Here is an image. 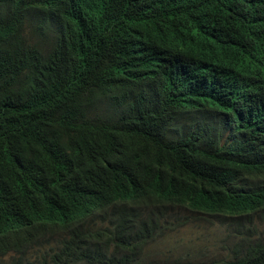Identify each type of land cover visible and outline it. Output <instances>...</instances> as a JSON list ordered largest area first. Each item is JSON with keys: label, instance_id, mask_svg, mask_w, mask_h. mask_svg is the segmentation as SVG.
Wrapping results in <instances>:
<instances>
[{"label": "clouds", "instance_id": "1", "mask_svg": "<svg viewBox=\"0 0 264 264\" xmlns=\"http://www.w3.org/2000/svg\"><path fill=\"white\" fill-rule=\"evenodd\" d=\"M90 2L8 0L11 10L6 14L0 9V59L24 64L43 61L53 54L79 59L86 47L77 45L74 36L61 29L62 7L68 6L76 13ZM34 3H38L37 11ZM117 21L115 13L110 24L99 28L103 37L110 34ZM230 32L219 21L205 18L198 21L196 32L180 23L157 22L148 41L152 49H142L140 54L148 60V77L163 83L135 92L149 101L160 102L167 97L161 114L168 111L169 125L183 118L195 132L204 125L208 130V122L212 129L221 123L224 138L218 147L223 154L235 156L233 172L222 179L214 164L199 165L198 158L206 155H198L188 147L182 127L169 131L167 144L163 141L173 159L164 167L177 173L172 177L166 174L171 189L140 184L133 174L113 182L104 180L101 168L123 162L108 133L119 140L127 130L124 122L118 123L115 115L87 118L80 123L91 133L81 137L75 132L87 142L85 148L74 145L72 133L68 135L73 143L70 149L60 144V137L52 133L49 123H38L56 120L37 112V119L24 135L13 133L9 143L3 138L10 128H0V182L16 174L24 176L28 188H43L49 198L54 190L64 188L66 172L56 173L55 168L69 155L70 162L84 163L85 171H72L73 178L79 177L81 193L94 202L80 212L65 209L55 213L38 201L14 209L0 198V264H41L45 252L67 264H89L79 256L87 254L89 247L98 256L99 245H106V235L124 233V213L134 209L148 230H162V238L167 242L171 239L165 243L171 246L168 257L178 255L185 264H195L210 255L221 263H233L242 257L238 246L255 239L251 235L254 231L257 237L264 231V164L256 163L257 158H264V94L260 79L228 64L246 49L256 51L251 39L241 43L239 36L233 39ZM261 47L264 51V43ZM23 54L25 59H17ZM170 91L176 101L168 96ZM137 143L134 139L130 146L135 148ZM233 145L239 149L231 150ZM207 165L218 171V179L202 177ZM8 168L16 171L7 174L4 170ZM229 191L232 196L224 202L223 196ZM179 241L194 245L193 250L175 251ZM106 252L109 254L111 248Z\"/></svg>", "mask_w": 264, "mask_h": 264}, {"label": "trees", "instance_id": "2", "mask_svg": "<svg viewBox=\"0 0 264 264\" xmlns=\"http://www.w3.org/2000/svg\"><path fill=\"white\" fill-rule=\"evenodd\" d=\"M38 10V3H34ZM0 9L6 14L11 10L8 0H0ZM117 15L118 21L108 36L103 37L100 29L110 24ZM63 21L61 29L70 32L77 45L86 47L79 59H70L53 54L36 63H18L15 59H0V128L10 131L3 140L9 143L13 133L24 135L27 127L37 119L38 113H44L51 131L60 137V144L73 149V143L84 149L86 141L79 139L75 132L87 136L91 129L81 121L90 117L96 120L107 115H115L117 122H124L126 133L119 140L108 133L111 144L123 161L101 168L104 180H114L133 174L140 184L158 187L160 190L172 188L168 176H176L169 167L173 159L168 155L165 144L171 130L184 127L186 141L198 155L199 165L211 163L218 167L222 179L232 171V154H223L218 142L224 138L221 123H207L195 132L194 127L183 118L172 125L170 114L161 107L167 102L164 97L160 102L144 100L135 91L148 86L163 83L161 79H150L149 64L140 51L150 50L148 43L154 25L158 23H180L186 28L198 31V21L203 18L219 21L231 31L233 39L239 36L241 43L251 39L256 51L246 49L229 65L249 72L262 82L264 94V0H91L83 11L74 13L68 6L62 7ZM194 25V28L192 27ZM93 34V36H92ZM139 38V39H138ZM138 39V41H137ZM20 55L17 59H25ZM176 101L173 91L168 93ZM105 126L114 129L106 123ZM205 131V132H204ZM74 133L73 143L68 136ZM138 141L135 148L130 145ZM164 141V143H163ZM126 145V149L122 144ZM233 145L231 150H238ZM70 156L59 163L56 173L66 172L64 188L56 189L47 197L43 188L30 189L25 185V177L15 175L12 179L0 182V198L14 209L30 202L38 201L52 212L65 209L80 212L88 208L94 199L84 196L80 191L79 177L72 171H85L81 161L70 162ZM257 164H264V158H257ZM238 167H235V170ZM5 173L14 174V168ZM217 170L212 165L203 168L202 177L207 180L218 179ZM168 176H167V175ZM232 192L224 194L227 201ZM31 204H29V207ZM127 222L124 233L106 235V245H99L96 250L87 248V254L80 259L89 264H185L178 255H164L171 249L163 239L162 230H148L146 224L138 219V211H125ZM243 246H238L242 257L233 263H221L214 255L195 264H264V231L251 234ZM111 248L108 254L106 250ZM99 258V259H98ZM108 261V262H106ZM41 264H67L61 258L45 252Z\"/></svg>", "mask_w": 264, "mask_h": 264}, {"label": "rangeland", "instance_id": "3", "mask_svg": "<svg viewBox=\"0 0 264 264\" xmlns=\"http://www.w3.org/2000/svg\"><path fill=\"white\" fill-rule=\"evenodd\" d=\"M170 241H171V239H170L168 242H170ZM168 242H167V243H168ZM181 248H185L186 252H187V253H190V252L193 250L194 245H192V244H188V243H186V242H184V241H179V242L176 244L174 250H175V251H178V250H180ZM164 255L167 256L166 253H165ZM169 257L172 258L171 256H169Z\"/></svg>", "mask_w": 264, "mask_h": 264}]
</instances>
